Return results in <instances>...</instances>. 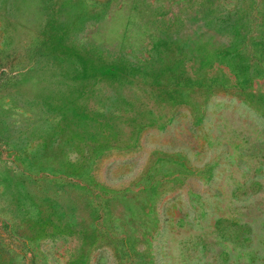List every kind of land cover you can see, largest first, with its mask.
<instances>
[{
    "label": "rangeland",
    "instance_id": "rangeland-1",
    "mask_svg": "<svg viewBox=\"0 0 264 264\" xmlns=\"http://www.w3.org/2000/svg\"><path fill=\"white\" fill-rule=\"evenodd\" d=\"M0 264H264V0H0Z\"/></svg>",
    "mask_w": 264,
    "mask_h": 264
}]
</instances>
